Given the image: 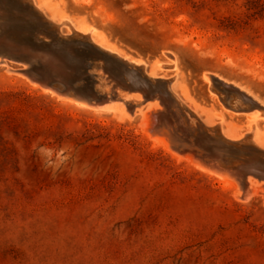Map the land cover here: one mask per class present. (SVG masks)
<instances>
[{"label":"rangeland","instance_id":"374dc122","mask_svg":"<svg viewBox=\"0 0 264 264\" xmlns=\"http://www.w3.org/2000/svg\"><path fill=\"white\" fill-rule=\"evenodd\" d=\"M54 2L86 15L148 68L156 59L168 62L164 51L174 52L177 68L160 75L178 72L179 84L205 109L202 118L208 112L215 123L264 132V116L251 123L227 108L203 76L215 72L264 100V0ZM6 61L0 264H264L263 188L241 197L233 183L179 157L147 128L148 101L133 113L123 103L129 114L80 105L43 91L21 71L24 61ZM35 67L34 74L80 92L99 89L82 63L69 62L66 71ZM243 154L237 157L246 171Z\"/></svg>","mask_w":264,"mask_h":264},{"label":"bare ground","instance_id":"6f19581e","mask_svg":"<svg viewBox=\"0 0 264 264\" xmlns=\"http://www.w3.org/2000/svg\"><path fill=\"white\" fill-rule=\"evenodd\" d=\"M33 6L41 13V23H43L42 28H39L36 24H30L27 26L26 34L24 36V41L28 43H34L38 37L39 33H45L47 36L51 38H55L57 34H70V31H64L62 28V22L67 20L73 30L74 35L78 36L76 40L77 42H72L71 44L83 43V44H91L92 46H98L107 48L113 52H116L122 55L124 58L132 60L137 64H143L146 68L148 75L151 78L157 79V84L159 89L163 92V94L168 97H171V101L174 100L177 102V105L180 107H187L191 114H193L194 118L197 116L202 120V125L198 126L199 129H196L195 126H188L183 121L182 116H186L187 113L183 114V111L180 110L179 117L171 116L168 120L166 117L168 116L165 107H161L160 102L162 103V95L159 92H154L149 97L145 98V100H141L139 95H135V91L137 90H125L122 86L114 85L111 83V79L107 74L103 72V70L96 69V72L104 78L107 85V91H114L116 95L120 97L118 100H122L123 102H116L112 97L108 100V102L103 103V109H118L123 114L133 113L134 108L137 105H140L146 101H148V108L145 111V124L149 130L152 131L171 148V142L173 143V148H171L179 157H184L195 166L201 168L202 170L217 175L218 177L224 179L226 182H231L235 186L236 192L241 197H248L251 193H254L260 189H264V132L259 127H253L249 125V129L246 132H243L238 129H232L229 126H225L223 124V119H221V130L220 134L225 138L226 144L236 145L233 142L244 138L247 141V145L245 146L246 150H251L252 154L257 157L255 158L258 161V164H248L246 171L241 169H223L221 170L217 167L214 159L209 156L204 157V161L196 156V152L200 150V146L204 143V138H206V128L208 126H215L218 122L215 123V119L212 115H209L207 112V118H202L203 111L205 109L201 108L195 101L186 93L184 88L179 84L178 72L171 79L169 77H165L164 75H160V71L162 69L167 68H177L178 57L172 51H164L168 58V62H162L158 59L154 60L151 63V66L148 68L149 63L142 59L141 57H135L129 54L123 47H121L117 42L113 41L104 30L100 29L98 26L90 23L86 20L84 16H75L68 12H66L63 8L59 7L58 4L53 2L52 0H32ZM12 12L13 10L10 7H7L2 13H0V17H3V22L0 23V44L6 45L10 44L9 39L13 38L12 32L14 30V26L16 25L12 20ZM38 13V12H36ZM39 14V13H38ZM35 15V14H34ZM37 15V14H36ZM39 21V20H38ZM53 24L58 25L59 29H55L52 27ZM23 31V30H22ZM40 38V37H39ZM32 40V41H31ZM26 44V43H25ZM38 44V43H34ZM90 46V47H92ZM94 48V47H93ZM30 51L29 57H39L41 55L38 52ZM43 56V55H42ZM45 57V56H43ZM6 57H0V63H6ZM10 69V67L8 68ZM205 79L210 81V87H221L224 88L227 92L230 93L229 96H234L240 102L239 107H233V105L227 104V108L233 109L235 112L246 114L250 119V122H255L258 117L264 116V100L251 92L249 89L239 85L234 81H229L226 78L220 76L215 72L205 71L203 73ZM159 78H163L159 80ZM43 91L51 90L50 88L44 87ZM213 88V89H214ZM113 89V90H112ZM217 91L216 89H214ZM232 90V92H231ZM53 91V90H52ZM124 91V94L121 93ZM218 93V91H217ZM61 95V94H59ZM64 96V95H62ZM70 101H75L78 104H86L84 102H80L79 100H75L69 96H65ZM125 98V99H124ZM126 99L132 102V110L126 111L124 108V104L126 103ZM166 99V98H165ZM124 103V104H123ZM88 105V104H86ZM96 105L97 104H91ZM185 111V110H184ZM189 118L194 119L189 116ZM196 119V118H195ZM209 128V127H208ZM206 132V133H205ZM158 135V136H157ZM172 140V141H171ZM178 146L184 148L180 149ZM211 146H215L214 144ZM250 156H245V159L250 160Z\"/></svg>","mask_w":264,"mask_h":264},{"label":"water","instance_id":"95a60500","mask_svg":"<svg viewBox=\"0 0 264 264\" xmlns=\"http://www.w3.org/2000/svg\"><path fill=\"white\" fill-rule=\"evenodd\" d=\"M7 7H10L13 10L12 20L16 25L14 26L15 31H13L11 35L13 38L8 40L10 44H0V57L24 61L28 65L26 68L21 69V71L26 73L32 80L38 81L43 87L50 88L51 91L53 90V92L64 96H69L88 105H102L103 103L108 102L111 97L114 100L120 99V97L116 95L114 91H107L108 84L106 81L108 80H104V78L96 72V69L101 68L103 72L111 79L112 84L122 86L125 90H140L145 95V98H150L149 96L156 91L159 92L162 95V103L164 104L168 114L166 117L167 120L171 118V116L180 118L179 112L181 110L183 111V114L187 113L186 116H182V118L184 117L183 121L186 123V125L195 126L196 129H199L198 126L200 125L204 127L202 120L197 116L195 119L187 107H179L177 102L170 100L171 97H168V95L165 96L163 94V92L159 89L157 79L155 80V78H151L148 75L143 64H137L136 62L126 59L122 55L107 48L83 43L71 44L72 42H77L76 40L79 39H77V35H74V30L67 20H64L62 24L69 26L71 30L70 34L63 35L59 33L55 36V38L50 39V37L44 32H36L38 37L34 43L38 44L28 43L23 40L26 34L24 31L28 30L27 26L30 24H36L39 28H42L43 23H41L40 20L41 18L43 19V16L41 17V13L33 6L32 0H0V13L6 10ZM3 20V17H0V23H2ZM52 27L57 30L59 29V24H53ZM30 51L38 52L41 55L36 58H31L29 57ZM36 62L43 66L49 65L52 68L55 67L65 71V67L67 64H69V62L82 63L84 68L86 67L87 70H91V75L97 77L96 79L99 83V89L96 91V93L93 92V94H87L80 92V90L76 89V87H73L69 83H63L60 79L57 80L49 77L46 73H41L42 75L34 74L32 69H36ZM171 78L172 77H169V79ZM162 79L163 78H159V80ZM214 89L218 91V94L226 105L230 104L235 108L240 106L238 99L234 96H229L230 93L224 88L215 87ZM126 105H128L129 110H132L133 104L131 101H129V99H126ZM188 115L194 119L189 118ZM208 127L205 129L207 133L205 132L206 138H204V143L202 146H200V150L196 152V156L202 161H204L203 159L205 156H207L206 153H208L209 156L214 159L217 167H219L221 170L227 168L234 170L241 169L239 166L241 165L239 164V160L241 159L237 157L241 151L244 153V159L243 161H240L241 163L246 166L247 163L253 165L258 164V161L255 159L257 157L251 153L252 151L245 149L247 141L244 140V138L233 142V144L236 145H229L226 144L225 138H223V136L220 134V122H218L215 126ZM211 144H214L215 146H211ZM178 148L184 149L180 146H178ZM245 156H250V160L247 161ZM252 160H254L253 163L251 162Z\"/></svg>","mask_w":264,"mask_h":264},{"label":"crops","instance_id":"0c3cea01","mask_svg":"<svg viewBox=\"0 0 264 264\" xmlns=\"http://www.w3.org/2000/svg\"><path fill=\"white\" fill-rule=\"evenodd\" d=\"M52 1L54 2V0H52ZM66 12H68V13H70V14H72V15H75V16H84V17L86 18L87 21H89L90 23H92V21H91L89 18H87L86 15H84V14L78 12L77 10L66 11ZM92 24H93V23H92ZM94 25H96V24H94ZM96 26H98L100 29L104 30V32L108 35L107 31H106L104 28H102V27L99 26V25H96ZM108 36H109V35H108Z\"/></svg>","mask_w":264,"mask_h":264}]
</instances>
